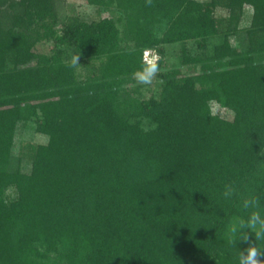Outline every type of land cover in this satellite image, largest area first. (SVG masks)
<instances>
[{"label":"trees","instance_id":"16d2710c","mask_svg":"<svg viewBox=\"0 0 264 264\" xmlns=\"http://www.w3.org/2000/svg\"><path fill=\"white\" fill-rule=\"evenodd\" d=\"M89 2L117 8L57 27L55 0H0V264H239L256 243L247 227L231 242L242 200L264 209V0ZM147 49L160 70L144 95ZM28 121L46 141L24 172L9 164Z\"/></svg>","mask_w":264,"mask_h":264},{"label":"rangeland","instance_id":"374dc122","mask_svg":"<svg viewBox=\"0 0 264 264\" xmlns=\"http://www.w3.org/2000/svg\"><path fill=\"white\" fill-rule=\"evenodd\" d=\"M205 1V0H203ZM117 8V4L113 3L109 5V7L100 6L98 4L89 2V0H55L54 9L57 13V20L59 21L57 27L61 22L69 21L74 18H79L83 20H91L97 19L103 16H108L112 10ZM218 17H225L228 15V10L222 6H216L213 12ZM239 23L238 27L241 30V33L238 34V39L241 37L246 38L244 35V30L248 28L252 16V8L249 5H244L239 11ZM155 29V34L160 35L165 28V24H157ZM217 37H212L208 39V44L205 48V52L211 53L212 47L216 42ZM126 40L124 41V43ZM247 43V42H246ZM52 41L51 40H41L37 44V48L42 49L44 51H49L51 48ZM189 47L192 50H197V47L193 41L188 43ZM180 43L167 45L165 48V54L163 57L164 66L167 69H171L179 66V53H180ZM150 53L156 54L154 50L147 49ZM146 51V50H145ZM143 52V58L144 53ZM157 55V54H156ZM77 67V66H76ZM78 66V71L81 70ZM155 81H153L152 85L150 83L145 84L142 87V93L147 95L150 91H155ZM212 108L215 112L219 113L221 116H225L228 118L232 117V111L227 108H223L220 106L212 105ZM143 124L146 128L151 126V123L148 119L143 120ZM35 124L33 121H28L24 123H19L16 134H15V144L12 149L11 161L9 164V168H16L19 164L20 168L24 172L30 171V160L26 157L29 152V146L35 145L37 143H43L46 141V136L44 134L38 133L34 129ZM21 157V158H20ZM20 158V159H19Z\"/></svg>","mask_w":264,"mask_h":264},{"label":"clouds","instance_id":"9594fccd","mask_svg":"<svg viewBox=\"0 0 264 264\" xmlns=\"http://www.w3.org/2000/svg\"><path fill=\"white\" fill-rule=\"evenodd\" d=\"M158 60V55L146 50L141 68L135 73L136 78L142 83H151L154 75L160 70ZM236 192L235 185L229 183L224 186L222 196L230 199ZM242 208L247 210V215L242 216L239 224L233 227L231 242L236 243L241 238L248 240L249 237L244 231L247 227L254 231L256 243L250 244L245 251L240 252L239 264H264V260L258 259V255H264V247L257 243L264 241V209L260 208V197L256 194L245 196L242 200Z\"/></svg>","mask_w":264,"mask_h":264}]
</instances>
